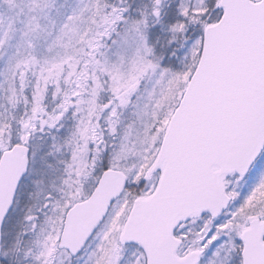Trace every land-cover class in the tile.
Returning a JSON list of instances; mask_svg holds the SVG:
<instances>
[{"label": "snow or ice", "instance_id": "1", "mask_svg": "<svg viewBox=\"0 0 264 264\" xmlns=\"http://www.w3.org/2000/svg\"><path fill=\"white\" fill-rule=\"evenodd\" d=\"M0 264H264V0H0Z\"/></svg>", "mask_w": 264, "mask_h": 264}]
</instances>
